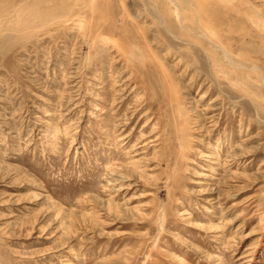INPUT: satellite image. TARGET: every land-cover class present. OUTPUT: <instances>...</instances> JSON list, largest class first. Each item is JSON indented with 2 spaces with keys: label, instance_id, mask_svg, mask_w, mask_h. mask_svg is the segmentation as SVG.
I'll list each match as a JSON object with an SVG mask.
<instances>
[{
  "label": "rangeland",
  "instance_id": "374dc122",
  "mask_svg": "<svg viewBox=\"0 0 264 264\" xmlns=\"http://www.w3.org/2000/svg\"><path fill=\"white\" fill-rule=\"evenodd\" d=\"M0 264H264V0H0Z\"/></svg>",
  "mask_w": 264,
  "mask_h": 264
}]
</instances>
